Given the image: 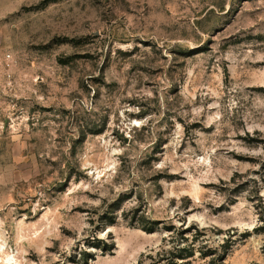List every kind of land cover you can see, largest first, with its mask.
I'll list each match as a JSON object with an SVG mask.
<instances>
[{"label":"rangeland","instance_id":"374dc122","mask_svg":"<svg viewBox=\"0 0 264 264\" xmlns=\"http://www.w3.org/2000/svg\"><path fill=\"white\" fill-rule=\"evenodd\" d=\"M173 261L264 264V0H0V264Z\"/></svg>","mask_w":264,"mask_h":264},{"label":"trees","instance_id":"16d2710c","mask_svg":"<svg viewBox=\"0 0 264 264\" xmlns=\"http://www.w3.org/2000/svg\"><path fill=\"white\" fill-rule=\"evenodd\" d=\"M259 227H261V226H259ZM262 227H263V226H262ZM151 231H153V230H150V232H151ZM168 264H178V263H176V262L173 261V262H170V263H168ZM179 264H182V263H179Z\"/></svg>","mask_w":264,"mask_h":264}]
</instances>
